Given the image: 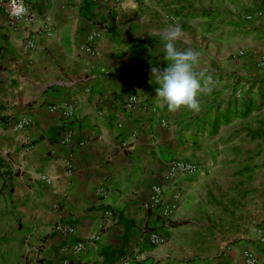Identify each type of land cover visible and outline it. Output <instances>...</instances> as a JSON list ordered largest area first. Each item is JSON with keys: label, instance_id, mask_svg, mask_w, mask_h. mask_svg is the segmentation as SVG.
Wrapping results in <instances>:
<instances>
[{"label": "crops", "instance_id": "0c3cea01", "mask_svg": "<svg viewBox=\"0 0 264 264\" xmlns=\"http://www.w3.org/2000/svg\"><path fill=\"white\" fill-rule=\"evenodd\" d=\"M203 1L25 0L34 20L17 23L0 12V225L13 232L5 264H121L131 252L132 264H206L179 244L184 219H166L161 210L178 199L186 205L182 196L200 176L167 179V164L202 160V146L221 136V126L189 119L187 109L169 112L151 75L167 66L164 33L176 25L184 34L178 47L197 52L196 71L211 77L199 112L219 110L230 94L223 72L244 67L248 74L247 54L221 55L222 22L216 13L207 16ZM241 1L247 19L252 12ZM97 30L96 53L88 55L83 47ZM211 41L217 49L206 55ZM130 94L138 98L131 110ZM66 105L74 110L64 143ZM23 119L28 124L18 130L4 125ZM155 185L164 189L161 205L151 200ZM57 224L73 226L74 235L56 232ZM154 234L164 244H151ZM77 242L85 245L81 252ZM251 248L231 246L225 262L211 264H251ZM259 255L253 264H264Z\"/></svg>", "mask_w": 264, "mask_h": 264}, {"label": "rangeland", "instance_id": "374dc122", "mask_svg": "<svg viewBox=\"0 0 264 264\" xmlns=\"http://www.w3.org/2000/svg\"><path fill=\"white\" fill-rule=\"evenodd\" d=\"M194 2L183 0L186 4ZM203 2L207 16L213 18L216 13L222 22L223 58L247 54L253 63L247 75L244 67L222 73L223 86L231 92L220 98L219 110L190 113L189 119L220 125L221 136L210 138L202 146L204 158L194 162L200 176L182 196L188 202L180 206L179 199L173 201L166 219H184L178 230L185 240L179 244L189 246L195 254L191 260L200 253L206 264L219 259L223 263L226 251L238 246L242 250L252 247L246 252L251 254L248 263L253 264L259 254H264L258 233L264 225V0H247V10L252 12L247 19L243 15L245 1ZM181 17L188 18L187 14ZM230 26L236 29L229 30ZM214 49L213 41L206 43V55ZM12 235L10 225L3 229L0 225V264H5L12 248ZM243 251L241 255L248 257Z\"/></svg>", "mask_w": 264, "mask_h": 264}, {"label": "clouds", "instance_id": "9594fccd", "mask_svg": "<svg viewBox=\"0 0 264 264\" xmlns=\"http://www.w3.org/2000/svg\"><path fill=\"white\" fill-rule=\"evenodd\" d=\"M180 26H169L164 33L163 52L168 64L163 69L152 68L155 74L156 97L161 106H166L169 112L175 113L187 109L194 113L201 110L200 96L211 91L210 76L198 73L199 54L194 50H181L177 42L183 39Z\"/></svg>", "mask_w": 264, "mask_h": 264}, {"label": "built area", "instance_id": "2783aa9c", "mask_svg": "<svg viewBox=\"0 0 264 264\" xmlns=\"http://www.w3.org/2000/svg\"><path fill=\"white\" fill-rule=\"evenodd\" d=\"M95 2H101L102 0H93ZM0 12H5L9 19L13 23H17L22 19H25L29 22L33 21L34 18L31 15L28 5L26 4L25 0H0ZM43 32L48 37L53 35V29L50 25L43 26ZM40 33V32H39ZM100 33L99 31H95L92 33L88 38V43L83 47V50L88 55H95V41L99 38ZM35 34H31L27 38V46L32 48L34 46ZM138 98L134 94H130L127 97L126 107L131 110L137 104ZM52 110H54L52 108ZM73 105H66L65 110L63 112L64 121L62 126V140L64 143L68 142V138L71 135V129L69 126V119L73 116ZM28 122L26 120H20L15 122H8V124H4L5 126L11 130H18L25 126H27ZM163 126H166V122L162 121ZM199 170V167L196 163L186 160V159H176L170 161L167 164V179H175V177H184V176H191L195 175ZM163 187L159 185H155L152 189L151 200L159 205H161L163 199ZM174 207V204L171 205H164L161 214L164 218H167L171 213L170 209ZM54 230L64 236L74 235V227L69 224H57L54 227ZM260 241L264 242V225L259 227L258 229ZM165 240L161 236L158 235H151L150 243L153 245H162L164 244ZM75 250L81 252L85 245L82 242H77L74 246ZM137 259V256L134 252L129 253L121 262V264H132L133 261Z\"/></svg>", "mask_w": 264, "mask_h": 264}]
</instances>
